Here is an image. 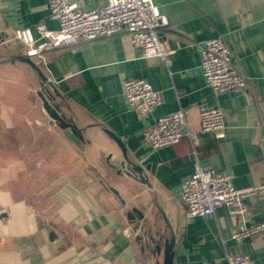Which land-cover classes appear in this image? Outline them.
I'll list each match as a JSON object with an SVG mask.
<instances>
[{
	"label": "crops",
	"instance_id": "0c3cea01",
	"mask_svg": "<svg viewBox=\"0 0 264 264\" xmlns=\"http://www.w3.org/2000/svg\"><path fill=\"white\" fill-rule=\"evenodd\" d=\"M107 1L79 3L93 8ZM153 2L168 18L160 28L173 50L167 60L143 56L126 33L81 40L46 52L44 60L33 57L54 81L66 116L83 130L79 140L42 107L39 76L17 58L26 46L13 36L30 28L38 37L40 26L56 30L59 20L47 0H0V264H156L126 215L132 206L144 209L145 226L155 231L166 227L160 208L168 216L177 235L174 264H225L238 252L249 253L251 264H264V233L232 237L242 224L264 222V192L249 195L246 213L236 217L223 205L187 218L182 199L183 180L196 161L231 172L238 187L264 181V0ZM217 35L253 78L251 91L217 92L207 84L200 43ZM129 77L161 91V102L146 116L125 100ZM214 106L225 111L222 138L199 131L201 108ZM180 107L189 128L199 132L198 142L185 135L149 149L146 128ZM107 129L122 138L129 163L140 165L147 181L113 167L124 158ZM30 196L49 199L41 207Z\"/></svg>",
	"mask_w": 264,
	"mask_h": 264
},
{
	"label": "built area",
	"instance_id": "2783aa9c",
	"mask_svg": "<svg viewBox=\"0 0 264 264\" xmlns=\"http://www.w3.org/2000/svg\"><path fill=\"white\" fill-rule=\"evenodd\" d=\"M47 2L51 15L59 20L58 29L42 25L38 29V37L30 28L17 29L13 35L15 40L26 46V52L38 60H44L46 52L72 46L81 40L124 33L130 36L143 56H159L167 60L173 52L160 34V28L168 23V18L153 0H108L93 8H83L79 0ZM200 50L204 78L214 90H252L253 78L236 66L232 46L222 35L203 40ZM262 78L264 80V75ZM123 94L127 104L142 116L148 115L162 100L161 91L144 78H125ZM225 130L223 108H201L200 132L222 138ZM143 135L151 150L175 144L185 135L195 144L199 140V132L188 126L183 107L159 117ZM259 192H264V181L259 186L238 187L233 183L231 172L203 166L196 161L193 172L182 183L185 216L210 215L223 205L228 207L232 216H243L247 211L245 199ZM261 233H264V222L242 224L233 231L232 237L241 240ZM225 264H251V256L245 252L230 253Z\"/></svg>",
	"mask_w": 264,
	"mask_h": 264
},
{
	"label": "water",
	"instance_id": "95a60500",
	"mask_svg": "<svg viewBox=\"0 0 264 264\" xmlns=\"http://www.w3.org/2000/svg\"><path fill=\"white\" fill-rule=\"evenodd\" d=\"M17 58L27 63L33 70H35L39 76V88L36 93L39 97L42 107L52 119L53 122L58 124L63 129H69L79 140H84L83 130L75 123L73 118L66 116L63 110V105L59 101L61 94L57 89L54 81L47 75L39 62L27 52L17 56ZM106 132L119 144L122 153L123 160L119 163H114L113 167L117 169L118 173L133 175L136 179L141 181H147L144 175L143 168L140 165L129 163L127 155V149L122 138L107 129ZM112 155H109L107 159L110 161ZM109 188L121 199L122 203H126L122 197L120 191L110 185ZM163 219L166 222V227L158 226L157 230L146 228L144 219L145 211L139 206H132L127 210L126 215L129 220L133 221V231L136 239L141 243L142 250H150L152 255L156 258V264H174L176 246H177V235L173 229V226L165 214L160 208ZM169 230V232H168ZM155 231V232H154Z\"/></svg>",
	"mask_w": 264,
	"mask_h": 264
},
{
	"label": "rangeland",
	"instance_id": "374dc122",
	"mask_svg": "<svg viewBox=\"0 0 264 264\" xmlns=\"http://www.w3.org/2000/svg\"><path fill=\"white\" fill-rule=\"evenodd\" d=\"M30 184H32V182H30ZM30 187H31V185H30ZM28 192H31V193H32L33 191H32V189H29ZM26 198H27L31 203L34 202L35 204H38V203L41 204V205H42L41 207H43V205H46V203H47V201H48V199H49L48 197H45V198H44V197H40V196H37V197H36V196H32V197H31V196H30V197H26ZM39 204H38V205H39Z\"/></svg>",
	"mask_w": 264,
	"mask_h": 264
}]
</instances>
